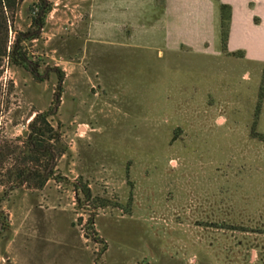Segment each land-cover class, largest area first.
I'll return each mask as SVG.
<instances>
[{
  "label": "rangeland",
  "instance_id": "rangeland-1",
  "mask_svg": "<svg viewBox=\"0 0 264 264\" xmlns=\"http://www.w3.org/2000/svg\"><path fill=\"white\" fill-rule=\"evenodd\" d=\"M20 8L9 44L28 63L0 67V264H264V50L229 47V9ZM38 113L58 139L29 163Z\"/></svg>",
  "mask_w": 264,
  "mask_h": 264
},
{
  "label": "trees",
  "instance_id": "trees-1",
  "mask_svg": "<svg viewBox=\"0 0 264 264\" xmlns=\"http://www.w3.org/2000/svg\"><path fill=\"white\" fill-rule=\"evenodd\" d=\"M23 0H0V67H2L6 61H10L17 65H26L28 63L27 52L22 44L23 39L17 37L13 44H9V30L11 23L15 22L18 11L21 9ZM45 4V0H38ZM45 9V10H44ZM50 7H42L41 12L38 14L40 17L34 19V23L39 27H42L45 22L46 14L50 11ZM1 73V69H0ZM262 97L259 100V106L254 114V123L251 127L250 136L253 140L260 142L264 146V133L259 130V120L261 116V102ZM29 160L30 163H37L43 157L53 155L52 148L47 144L49 141H57L58 134L54 132L50 126L46 115L38 113L29 124ZM26 170H21L19 177H23L22 181H27V175L37 173L30 166L25 167ZM28 172V174H27ZM45 181V180H44ZM91 226L94 224L90 221ZM222 229H225L222 227ZM241 233H247L250 230L248 228H235V231ZM261 233H264L261 232Z\"/></svg>",
  "mask_w": 264,
  "mask_h": 264
},
{
  "label": "crops",
  "instance_id": "crops-1",
  "mask_svg": "<svg viewBox=\"0 0 264 264\" xmlns=\"http://www.w3.org/2000/svg\"><path fill=\"white\" fill-rule=\"evenodd\" d=\"M183 9H229V47L264 50V0H181ZM196 3V4H195ZM213 32L220 27V16L213 14ZM218 20V23H217ZM258 20V21H257Z\"/></svg>",
  "mask_w": 264,
  "mask_h": 264
}]
</instances>
